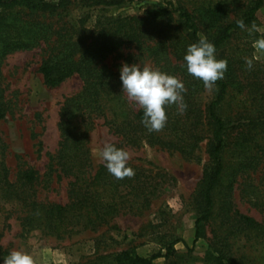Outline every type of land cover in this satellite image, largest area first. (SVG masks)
<instances>
[{"label":"trees","instance_id":"16d2710c","mask_svg":"<svg viewBox=\"0 0 264 264\" xmlns=\"http://www.w3.org/2000/svg\"><path fill=\"white\" fill-rule=\"evenodd\" d=\"M124 1L0 0V59L44 43L46 54L38 66L43 83L55 87L73 75L82 81L80 91L60 105V141L45 173L46 183L53 172L68 178V202L30 200L27 192L37 172L22 170L17 184L8 180L3 161L0 196L21 201L27 229L46 230L57 237L76 229L94 230L121 211L145 208L173 181L167 173L133 166V176L117 179L104 162L93 171L87 143L97 120L133 146L145 142L188 155L206 140L209 159L195 192L191 247L175 239L165 252L142 256L121 250L105 264H156L159 258L164 264H178L175 244L182 241L189 254L200 238L207 244L204 264H264V219L257 221L240 212L233 201L238 179L257 173V184L245 182L242 191L248 201L264 209V68L254 63L249 68L245 58L235 54L223 57L227 71L211 88V98L201 104L200 94L206 88L202 80L188 74L184 61L187 46L201 36L214 43L217 53L241 30L237 21L243 20L248 27L255 23L264 0H164V7L133 15L99 14L92 26L86 24V15L68 18V10L74 7ZM123 47L135 50L125 62L144 65L149 60L153 67L184 82L186 111L179 114L175 104L167 106V122L158 132L144 127L143 110L128 101L119 70L103 62ZM6 111L0 87V119Z\"/></svg>","mask_w":264,"mask_h":264},{"label":"rangeland","instance_id":"374dc122","mask_svg":"<svg viewBox=\"0 0 264 264\" xmlns=\"http://www.w3.org/2000/svg\"><path fill=\"white\" fill-rule=\"evenodd\" d=\"M164 6V0H125L118 5L74 7L68 10V18L75 20L86 15V24L92 26L99 14L123 17L150 7ZM253 25L255 30L251 33L247 30L233 33L216 53L217 59L235 54L264 68V50L254 46V41L264 37V5L256 12ZM46 48L40 43L33 48L12 51L0 59V87L7 108L0 119V162L8 168V180L17 184L22 170L32 168L37 172L27 187L30 200L65 204L68 202V178H58L53 172L46 183L45 173L49 158L55 155L60 141V105L65 97L80 91L82 81L78 75H73L55 87L46 86L38 72ZM134 52L132 47H123L119 54L109 55L103 62L112 70H119L126 55ZM144 64L152 63L145 60ZM211 96V89L201 92V104ZM127 99L133 108H138ZM107 143H114L129 153L130 167L167 173L172 176V184L165 186L159 196L139 211H121L94 230L76 229L62 237L46 230L27 229L23 223L25 209L21 201L0 196V264L13 250L30 253L34 264H105L113 253L121 250L142 256L165 252L166 245L175 239L191 247L197 216L195 192L209 159L206 140L199 142L188 155L145 142L133 146L110 132L100 119L88 135L93 171L103 162L97 153ZM259 176L256 173L240 177L233 190V201L240 212L262 221L264 209L248 201L249 197L242 191L245 182L257 184ZM205 229L208 234L209 228L205 226ZM182 241L175 244L180 255L178 264H204L206 239L200 238L189 254ZM155 263L164 264V259L159 258Z\"/></svg>","mask_w":264,"mask_h":264},{"label":"clouds","instance_id":"9594fccd","mask_svg":"<svg viewBox=\"0 0 264 264\" xmlns=\"http://www.w3.org/2000/svg\"><path fill=\"white\" fill-rule=\"evenodd\" d=\"M237 25L250 33L255 30V25L249 28L243 20L237 21ZM254 46L264 50V37L254 41ZM184 61L188 74L202 80L206 89H211L218 80L223 79L227 71V61L217 59L216 47L206 36H201L197 42L187 46ZM246 63L249 68L252 67L251 60ZM119 72L122 91L143 110L141 123L148 131L158 132L164 128L168 118L167 106L175 104L179 114L186 111V89L184 82L178 77L140 62H124ZM97 154L107 171L117 179L134 175V170L128 165L129 153L114 143L105 144ZM3 264H34V260L28 252L13 250L3 259Z\"/></svg>","mask_w":264,"mask_h":264}]
</instances>
